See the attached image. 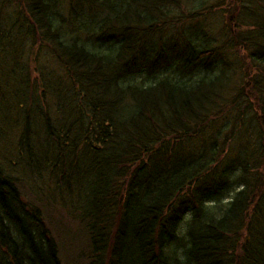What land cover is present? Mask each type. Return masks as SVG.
<instances>
[{"label":"trees","instance_id":"16d2710c","mask_svg":"<svg viewBox=\"0 0 264 264\" xmlns=\"http://www.w3.org/2000/svg\"><path fill=\"white\" fill-rule=\"evenodd\" d=\"M0 135L87 264H264V0H0ZM12 164L0 264H63Z\"/></svg>","mask_w":264,"mask_h":264},{"label":"rangeland","instance_id":"374dc122","mask_svg":"<svg viewBox=\"0 0 264 264\" xmlns=\"http://www.w3.org/2000/svg\"><path fill=\"white\" fill-rule=\"evenodd\" d=\"M250 69H252L250 73L255 70L253 67ZM6 135L13 138L8 129H6ZM11 137H9L10 140ZM10 140L0 135V164L13 163L12 174L22 192L24 191L28 195L24 194L26 197H30L41 205L46 224L57 239L62 263L87 264L89 243L82 219L89 208V198L84 194L77 197L69 196L63 191L54 189L53 185L49 184L52 182L43 180L38 174H31L24 165L19 169L13 153L12 140Z\"/></svg>","mask_w":264,"mask_h":264}]
</instances>
